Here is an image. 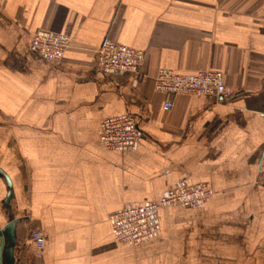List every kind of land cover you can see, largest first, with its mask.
Returning a JSON list of instances; mask_svg holds the SVG:
<instances>
[{
	"label": "crops",
	"instance_id": "crops-1",
	"mask_svg": "<svg viewBox=\"0 0 264 264\" xmlns=\"http://www.w3.org/2000/svg\"><path fill=\"white\" fill-rule=\"evenodd\" d=\"M41 27L70 35L61 59L28 47ZM105 36L144 49L149 77L100 70ZM166 67L222 70L232 94H162ZM127 113L141 143L108 149L101 122ZM184 177L214 193L114 239L111 214ZM0 264H264V0H0Z\"/></svg>",
	"mask_w": 264,
	"mask_h": 264
},
{
	"label": "built area",
	"instance_id": "built-area-1",
	"mask_svg": "<svg viewBox=\"0 0 264 264\" xmlns=\"http://www.w3.org/2000/svg\"><path fill=\"white\" fill-rule=\"evenodd\" d=\"M32 34L29 47L50 61L61 59L70 47V35L61 31L41 27L34 30ZM99 44L96 58L99 69L106 74L123 75L131 72L138 80L149 77L146 72L140 69L145 59L144 49L118 42L111 36H105ZM153 83L156 90L166 95L195 93L220 99L232 94L224 80V72L214 68L198 70L193 73L177 71L170 67L158 68ZM172 105L173 102L167 99L163 108L167 110ZM136 122L134 116L128 113L104 119L100 125V140L108 149L112 150L136 147L141 143L143 134ZM209 187L204 181L191 183L188 178L184 177L166 189L158 201L126 206L111 214L108 218L112 226L111 234L117 242L124 245H132L149 238H155L160 233L161 219L159 215L163 206L178 204L198 208L212 195L213 189ZM44 234L40 228H36L30 234L35 254H41L46 246L47 239Z\"/></svg>",
	"mask_w": 264,
	"mask_h": 264
},
{
	"label": "rangeland",
	"instance_id": "rangeland-1",
	"mask_svg": "<svg viewBox=\"0 0 264 264\" xmlns=\"http://www.w3.org/2000/svg\"><path fill=\"white\" fill-rule=\"evenodd\" d=\"M34 32V31H33ZM33 35V34H32ZM32 37V36H31ZM30 41H31V39H30ZM29 44L30 43H28V47H29ZM104 143V142H103ZM105 145V144H104ZM106 146V145H105ZM107 147V146H106ZM206 183V182H205ZM206 184H208V183H206ZM213 193H214V190H213ZM173 205V204H172ZM109 221V220H108ZM110 224H111V222H110ZM112 227V226H111ZM41 229V228H40ZM43 230V229H42ZM111 230H112V228H111ZM34 231V230H33ZM32 231V232H33ZM32 232H31V234H32ZM44 232V231H43ZM45 233V232H44ZM45 235V234H44ZM113 235V234H112ZM46 237V236H45ZM31 239V238H30ZM46 239H47V237H46ZM31 243H32V248L30 249V250H28L29 252H28V257H30V259H33V257H34V255H35V253H36V251H34V245H33V241H32V239H31ZM46 244H47V242H46ZM44 248H46V246L44 247ZM43 251V250H42Z\"/></svg>",
	"mask_w": 264,
	"mask_h": 264
},
{
	"label": "bare ground",
	"instance_id": "bare-ground-1",
	"mask_svg": "<svg viewBox=\"0 0 264 264\" xmlns=\"http://www.w3.org/2000/svg\"><path fill=\"white\" fill-rule=\"evenodd\" d=\"M181 94H185V93H181ZM187 94V93H186Z\"/></svg>",
	"mask_w": 264,
	"mask_h": 264
}]
</instances>
